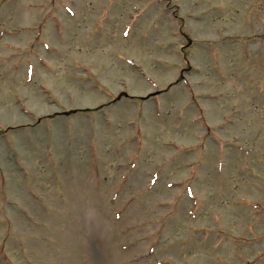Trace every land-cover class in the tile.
I'll list each match as a JSON object with an SVG mask.
<instances>
[{"label": "rangeland", "instance_id": "1", "mask_svg": "<svg viewBox=\"0 0 264 264\" xmlns=\"http://www.w3.org/2000/svg\"><path fill=\"white\" fill-rule=\"evenodd\" d=\"M94 1L0 0V264H264V0Z\"/></svg>", "mask_w": 264, "mask_h": 264}, {"label": "flooded vegetation", "instance_id": "2", "mask_svg": "<svg viewBox=\"0 0 264 264\" xmlns=\"http://www.w3.org/2000/svg\"><path fill=\"white\" fill-rule=\"evenodd\" d=\"M91 3H92V1H90ZM94 2H96V3H98V0H96V1H94ZM155 2H157V3H159L160 5H162V4H164V3H166L167 5H163L162 7H163V11H165L168 15H170V16H172V15H176V13H177V11H178V9L177 8H172V6L170 5V3L172 2V0H166V1H164V0H156ZM164 2V3H163ZM100 8L99 6H94V7H92L91 9H89V11L90 12H86L85 10H84V7L83 8H81L80 10H81V14H82V16L85 18V19H89V22L91 23L92 21H93V19L95 18V16H97L98 14H96L95 13V10H94V8ZM103 7L101 6V9H102ZM101 14V15H100ZM99 14V17L100 18H95V22H98V25L101 23V22H99L100 21V19H104V18H106V14H105V9L104 10H101V13ZM92 19V20H91ZM94 24V23H93ZM92 24V25H93ZM93 27H97V26H94L93 25Z\"/></svg>", "mask_w": 264, "mask_h": 264}]
</instances>
